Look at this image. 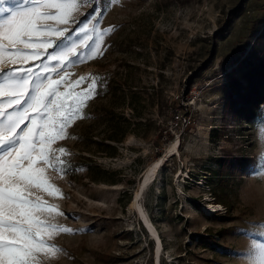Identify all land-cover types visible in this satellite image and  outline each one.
Wrapping results in <instances>:
<instances>
[{"label":"rangeland","instance_id":"1","mask_svg":"<svg viewBox=\"0 0 264 264\" xmlns=\"http://www.w3.org/2000/svg\"><path fill=\"white\" fill-rule=\"evenodd\" d=\"M38 2L53 16L34 18L36 31L0 36V69H34L46 45L26 41L54 38L45 29L68 27L62 17L101 15L86 24V37L70 32L55 45L80 51L94 41L90 57L46 70L64 81L60 100L76 115L47 145L67 174L38 164L37 182L22 189L36 217L60 229H45L55 247L39 250L37 264H153L154 243L130 204L146 169L176 142L178 154L138 202L162 239L160 264H264V103L252 120L224 109L229 80L264 53V0ZM89 86L88 97L79 95ZM13 94L0 90L5 112ZM115 123L120 143L105 139ZM225 151L250 167L232 166L207 185Z\"/></svg>","mask_w":264,"mask_h":264},{"label":"snow or ice","instance_id":"2","mask_svg":"<svg viewBox=\"0 0 264 264\" xmlns=\"http://www.w3.org/2000/svg\"><path fill=\"white\" fill-rule=\"evenodd\" d=\"M83 2L87 3L88 0ZM40 7L38 0H0V36L13 30L17 34L23 31H36L37 29L32 26L34 18L49 19L53 16L46 5L43 6L45 10L37 11ZM100 15V9H97L84 21L75 17H62L69 20L68 27L63 30L58 27L45 29L56 33L54 38L36 42L26 41L46 45L43 53H34L37 56L43 55V60L34 69L31 67L7 71L0 69V90L8 87L14 93L8 99L13 110L5 112L0 107V264H37L35 257L39 250L55 247L46 244L45 229L52 228L54 231L60 229L36 217L32 212L36 205L27 199L22 189L28 186L27 181L37 182L34 174L41 171L35 167L38 164H43L45 168L50 166L53 171L59 169L62 174H67L68 167L65 161L56 157L47 145L62 136L69 121L76 115V110L72 104L66 106L60 100L58 88L64 81H53L52 72L46 70L51 67L62 71L68 64L80 63L90 57L95 46L94 41L85 44L80 51L72 50L76 43L67 49H58L55 45L70 32L86 37L88 35L85 30L86 24L90 21H96L98 24ZM11 42L15 44L17 40L13 37ZM66 56H70V59L65 60ZM24 58L27 59L26 56ZM50 60L56 63L50 65L48 63ZM56 75H59V71ZM92 91V87L89 86L88 91L79 95L88 97ZM30 109L33 110L31 116L27 115ZM37 120L42 122L39 127L36 126ZM172 150H175V146ZM59 151L64 153L66 150L61 148ZM141 214L143 215V212Z\"/></svg>","mask_w":264,"mask_h":264},{"label":"trees","instance_id":"3","mask_svg":"<svg viewBox=\"0 0 264 264\" xmlns=\"http://www.w3.org/2000/svg\"><path fill=\"white\" fill-rule=\"evenodd\" d=\"M246 63L240 75L229 80L224 109L228 114H236L240 111L248 120H252L260 114V105L264 103V53L257 61L248 59ZM118 129L119 125L117 123L112 124L111 133L105 139L114 143L122 142L124 133L117 136ZM216 163L218 170L211 171L209 178H204L207 185H213L214 180L212 179L215 178H218L221 182L224 174L231 170L232 166L237 170H243L246 166L250 167L244 157L236 156L229 151H225L224 155L216 160ZM94 181H97V178Z\"/></svg>","mask_w":264,"mask_h":264},{"label":"bare ground","instance_id":"4","mask_svg":"<svg viewBox=\"0 0 264 264\" xmlns=\"http://www.w3.org/2000/svg\"><path fill=\"white\" fill-rule=\"evenodd\" d=\"M173 146H175V150L173 151ZM178 142H176L175 144H172L171 146H169L164 155L160 158H158V160H156L153 164H151L146 171L144 172L139 184H138V188L134 194V199L130 204V209L132 211H134L135 215L138 217L140 223L142 224L140 218L142 219L144 225L146 226L147 230L145 229V227L143 226L144 230L146 231V233L148 234V236L150 237V239L153 241L154 243V262L153 264H160V254H161V249H162V243L160 240L159 235L157 234V230L154 228L153 224L151 223V221L149 220V218L147 217V215L145 214V212L143 211L141 205L138 203L139 199L141 197V195L143 194V192L152 184L153 181H155V178L158 174V171L161 167V164L163 163L164 160H166V158L170 157L171 155H176L178 154ZM139 195V198H138ZM137 205H139V207H137ZM214 207L211 206V204H208V206L206 207V211H211ZM143 212V215L141 214ZM155 232V235H153V233Z\"/></svg>","mask_w":264,"mask_h":264},{"label":"built area","instance_id":"5","mask_svg":"<svg viewBox=\"0 0 264 264\" xmlns=\"http://www.w3.org/2000/svg\"><path fill=\"white\" fill-rule=\"evenodd\" d=\"M173 118L178 119L179 118V115L178 114H175V115H173Z\"/></svg>","mask_w":264,"mask_h":264},{"label":"water","instance_id":"6","mask_svg":"<svg viewBox=\"0 0 264 264\" xmlns=\"http://www.w3.org/2000/svg\"><path fill=\"white\" fill-rule=\"evenodd\" d=\"M140 220H141V222H142V224H143V226L145 227V229L147 230V228H146V226L144 225V223H143V221H142V219L140 218ZM148 231V230H147Z\"/></svg>","mask_w":264,"mask_h":264}]
</instances>
